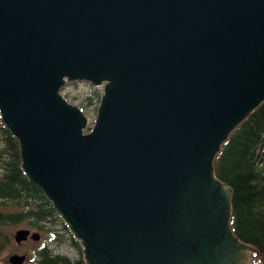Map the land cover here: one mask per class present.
Returning <instances> with one entry per match:
<instances>
[{"label": "water", "instance_id": "1", "mask_svg": "<svg viewBox=\"0 0 264 264\" xmlns=\"http://www.w3.org/2000/svg\"><path fill=\"white\" fill-rule=\"evenodd\" d=\"M76 80L105 84L87 132L59 94ZM263 101L264 0H0L1 120L87 264L262 255L232 232L213 160Z\"/></svg>", "mask_w": 264, "mask_h": 264}, {"label": "trees", "instance_id": "2", "mask_svg": "<svg viewBox=\"0 0 264 264\" xmlns=\"http://www.w3.org/2000/svg\"><path fill=\"white\" fill-rule=\"evenodd\" d=\"M213 166L215 174L231 186L232 232L240 241L254 243L262 255H251L264 264V101L231 131L216 153ZM66 222L24 172L20 142L0 116V252L14 240L9 227L25 225L50 241L68 240L78 256L55 252L50 243L42 242L34 245L32 262L26 263V258L23 264H87L83 247Z\"/></svg>", "mask_w": 264, "mask_h": 264}, {"label": "rangeland", "instance_id": "3", "mask_svg": "<svg viewBox=\"0 0 264 264\" xmlns=\"http://www.w3.org/2000/svg\"><path fill=\"white\" fill-rule=\"evenodd\" d=\"M104 83L95 85L92 84L89 81L86 80H76V81H67L62 89L60 90L59 94L70 104L77 106L81 111L82 114L87 119V125L84 129V132H87L88 129L93 125L95 118L97 116L98 107L100 104V96L103 93L104 90ZM91 97V100L89 101L87 98ZM68 229V224L66 223ZM27 228L25 225H15L12 227H9V233L11 237L13 236L14 232L18 228ZM33 231V230H32ZM62 237L64 235V232H59ZM71 233L74 235V233L71 231ZM41 235V239L37 242L32 241L31 239H28L27 241L17 244L12 240V242L7 245L1 252H0V264H10L8 262V257L13 253H19V254H25L27 257L26 263H31L30 256L34 252V245L36 243H42V242H48L50 243V246L54 248L55 252L67 255L71 258L78 256V250L74 247H72L69 244L68 240H64L62 242H59L57 239L53 238L51 241L46 238V236ZM45 237V238H44ZM79 244L81 246V243L79 241ZM82 247V246H81ZM255 258L251 255V262ZM255 264H261L259 259H255Z\"/></svg>", "mask_w": 264, "mask_h": 264}]
</instances>
